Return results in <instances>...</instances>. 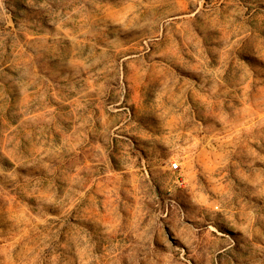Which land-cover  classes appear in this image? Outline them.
Listing matches in <instances>:
<instances>
[{
	"label": "rangeland",
	"instance_id": "rangeland-1",
	"mask_svg": "<svg viewBox=\"0 0 264 264\" xmlns=\"http://www.w3.org/2000/svg\"><path fill=\"white\" fill-rule=\"evenodd\" d=\"M0 264H264V0H0Z\"/></svg>",
	"mask_w": 264,
	"mask_h": 264
},
{
	"label": "built area",
	"instance_id": "built-area-1",
	"mask_svg": "<svg viewBox=\"0 0 264 264\" xmlns=\"http://www.w3.org/2000/svg\"><path fill=\"white\" fill-rule=\"evenodd\" d=\"M170 169L174 174V181L178 185H185L186 179L183 175V169L179 160L171 162Z\"/></svg>",
	"mask_w": 264,
	"mask_h": 264
}]
</instances>
